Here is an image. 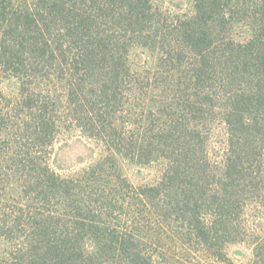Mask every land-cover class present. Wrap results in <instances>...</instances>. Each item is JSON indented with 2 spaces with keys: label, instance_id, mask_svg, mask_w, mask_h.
<instances>
[{
  "label": "trees",
  "instance_id": "obj_1",
  "mask_svg": "<svg viewBox=\"0 0 264 264\" xmlns=\"http://www.w3.org/2000/svg\"><path fill=\"white\" fill-rule=\"evenodd\" d=\"M76 132L96 153L61 171ZM234 245L264 264V0H0V264Z\"/></svg>",
  "mask_w": 264,
  "mask_h": 264
},
{
  "label": "rangeland",
  "instance_id": "obj_2",
  "mask_svg": "<svg viewBox=\"0 0 264 264\" xmlns=\"http://www.w3.org/2000/svg\"><path fill=\"white\" fill-rule=\"evenodd\" d=\"M5 91H9L8 82L2 84ZM94 146L90 140L78 132L64 135L56 145L54 154L55 165L61 171L75 170L89 164L94 157ZM126 175L136 184L147 182L154 177L149 168L126 165L123 168ZM239 250H242L240 252ZM248 252L243 246L234 245L229 248V253L235 264L245 259L241 253Z\"/></svg>",
  "mask_w": 264,
  "mask_h": 264
}]
</instances>
